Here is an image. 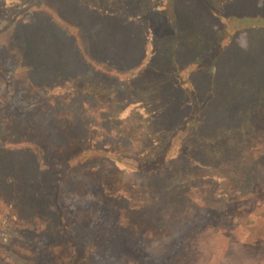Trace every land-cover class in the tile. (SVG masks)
Masks as SVG:
<instances>
[{
	"label": "trees",
	"instance_id": "16d2710c",
	"mask_svg": "<svg viewBox=\"0 0 264 264\" xmlns=\"http://www.w3.org/2000/svg\"><path fill=\"white\" fill-rule=\"evenodd\" d=\"M139 10L135 0H0V147L29 149L32 180L49 173L36 187L17 182L0 159V264H192L208 230H264V128L241 114L227 134L194 136L202 104L185 75L211 71L229 36L264 17L210 8L220 47L177 69L169 108L153 93L146 105L140 84L114 88L150 66L158 10ZM114 90L144 107L139 123L121 117Z\"/></svg>",
	"mask_w": 264,
	"mask_h": 264
},
{
	"label": "rangeland",
	"instance_id": "374dc122",
	"mask_svg": "<svg viewBox=\"0 0 264 264\" xmlns=\"http://www.w3.org/2000/svg\"><path fill=\"white\" fill-rule=\"evenodd\" d=\"M17 1L27 3L35 0ZM150 5L158 10L159 32L149 58V69L138 78L139 82L136 84H121L114 88L127 91L140 84L138 89L145 91L142 95L146 99V105L153 93L169 108H173L174 100L181 95L173 78L177 69L202 56H213L220 47L221 18L212 17L210 8L226 15L264 17V0H135V6L141 9V14ZM177 28L181 31L178 32ZM55 37L56 41L62 42L65 57H73L70 49L64 48L61 33L57 30ZM117 69L123 71L119 67ZM192 71L187 70L185 75L190 74L188 84L195 90L197 99L202 104L200 123L194 136L216 139L228 132L234 123L232 118H239L241 114L246 119H254L258 124L257 128H264V28L247 27L230 35L211 71ZM108 86L111 87L112 83ZM103 89L106 90L107 86ZM155 89L162 92L157 94L153 91ZM117 90L113 92L115 104L121 105L123 111L120 115L125 121L129 117L137 119V111L145 114L142 106H128L129 101L118 94ZM137 121L139 123L138 119ZM130 126L134 125L130 122ZM138 127L142 132L141 127ZM11 152L0 147L1 166H5L9 178L12 177L17 182L32 180V165L36 168V164L29 157V149ZM90 164L94 166L99 162L91 161ZM48 176L49 173H44L40 181L34 177V186L47 183ZM154 179L162 187L168 188L173 184V177L166 172L155 174ZM261 186L264 189V184ZM35 196H39V193ZM259 210L255 205L254 212ZM245 224L249 226L248 230L238 228L228 233L208 230L196 242L197 253H190L194 256L192 264H264V230L255 227V222ZM145 250L146 248L141 250V253ZM73 259L70 258L71 261Z\"/></svg>",
	"mask_w": 264,
	"mask_h": 264
}]
</instances>
